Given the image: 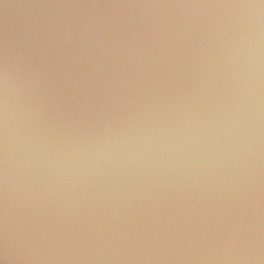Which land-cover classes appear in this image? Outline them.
<instances>
[{
	"label": "water",
	"instance_id": "obj_1",
	"mask_svg": "<svg viewBox=\"0 0 264 264\" xmlns=\"http://www.w3.org/2000/svg\"><path fill=\"white\" fill-rule=\"evenodd\" d=\"M0 264H264V0H0Z\"/></svg>",
	"mask_w": 264,
	"mask_h": 264
}]
</instances>
